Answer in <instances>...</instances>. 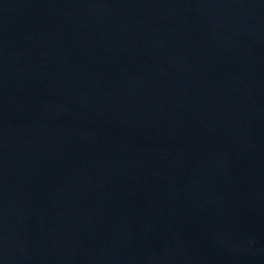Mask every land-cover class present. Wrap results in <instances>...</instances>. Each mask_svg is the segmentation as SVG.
<instances>
[{"label": "water", "instance_id": "1", "mask_svg": "<svg viewBox=\"0 0 264 264\" xmlns=\"http://www.w3.org/2000/svg\"><path fill=\"white\" fill-rule=\"evenodd\" d=\"M0 264H264V0H0Z\"/></svg>", "mask_w": 264, "mask_h": 264}]
</instances>
